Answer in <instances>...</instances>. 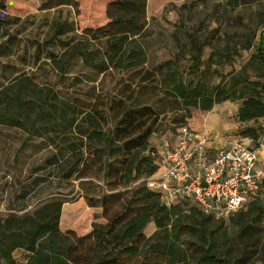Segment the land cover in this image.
Segmentation results:
<instances>
[{
  "label": "trees",
  "instance_id": "trees-1",
  "mask_svg": "<svg viewBox=\"0 0 264 264\" xmlns=\"http://www.w3.org/2000/svg\"><path fill=\"white\" fill-rule=\"evenodd\" d=\"M18 3L21 6H15L16 16L32 10L71 7L76 21L60 33L77 32L60 41V53L47 50L48 62L44 64L52 66L53 80L39 82L25 72L9 77L5 74L8 66L1 64L0 101L4 95L29 106L33 99L30 93L39 88L47 95L37 104V118L45 105H54L53 99L73 114L71 121L80 116L87 126L83 131L85 141L100 144L101 148L92 154L93 160L80 159L81 165L75 168L78 177L83 179L89 162L97 161L105 190H122L106 194L99 184H81V196L91 205L98 201L99 210L85 218L88 222L84 234H78L77 226L64 231L63 202L58 200L40 216H0V264H17L13 256L17 248L29 252L23 264H264V183L253 199L229 217L217 220L189 201L167 207L159 193L146 184L157 170L158 148L150 145L149 137L158 131L156 122L161 114L168 109L183 111L177 116L179 127L186 125L190 108L208 110L216 103L232 100L241 102L235 112L241 124L257 121L264 119V85L241 78L227 89L184 81L175 70L165 73L160 67L147 68L139 41L147 31V0H89L88 11L95 3V7L102 8L104 19L98 24L87 20V25H79V0ZM0 7L5 12L10 10L4 0H0ZM7 22L0 17L1 28ZM6 49L8 46L0 47V51ZM262 49L259 45L256 57L264 62ZM40 53L38 46V57ZM115 74L121 80L111 91L103 92L104 79ZM62 82L66 85L59 84ZM8 91L14 93V98L8 97ZM0 123L24 124L4 110H0ZM241 133L258 147L264 125L245 127ZM261 141L264 143V136ZM140 179L141 183L133 185ZM114 202L117 208L110 213ZM246 205L247 209L242 210ZM226 219L238 226L235 234L230 233ZM150 222L155 230L146 236L143 230Z\"/></svg>",
  "mask_w": 264,
  "mask_h": 264
},
{
  "label": "rangeland",
  "instance_id": "rangeland-1",
  "mask_svg": "<svg viewBox=\"0 0 264 264\" xmlns=\"http://www.w3.org/2000/svg\"><path fill=\"white\" fill-rule=\"evenodd\" d=\"M4 1L10 8L6 12L10 14L17 12L15 6H21L18 0ZM23 3L27 7V3ZM79 4V25H87V20L98 24L104 19L102 8L95 7V3L92 11L87 9L89 0H79ZM72 10L62 8L51 12H28L33 13L36 20L30 37L44 39L45 59H48L47 50L51 51L55 43L52 36L74 24L70 20L74 14ZM42 14L47 16L43 17ZM56 19L57 23H54ZM147 22L146 34L139 38L147 57V68L160 67L165 73L175 70L184 81L219 85L227 89L239 83L241 78L257 80L264 85V62L256 57L259 45L263 46L264 54V0H147ZM51 71L46 65L36 79L43 83L46 79L53 80ZM119 80L120 75L107 76L102 84L103 92L111 91ZM59 84L66 85L64 82ZM23 88L26 90L28 87ZM34 90V93H30L33 99L29 106L1 96L0 110L12 112L24 124L14 126L0 123V216H40L53 201L58 200L63 202L64 231L74 230L77 226L78 234H84L85 222H88L85 218L87 215H96L99 210L98 201L91 205L81 196V184L85 182L87 187L89 183L99 184L106 194L122 189L110 192L105 190L97 161L89 162L83 179L78 177L75 168L81 165L80 159L87 161L101 145L85 141L83 131L87 126L82 118L79 116L77 121H71L73 114L61 109L60 103L54 99L51 100L54 105H45L43 113L37 118V104L47 94L39 88ZM8 94L9 98L15 96L12 91H8ZM262 95L264 97V89ZM104 98L105 95L102 96ZM240 103L225 100L208 110L190 108L186 124L207 117L217 119V114L218 130L224 132L221 137L227 142L236 136H243L241 130L245 127L264 125L263 118L241 124L235 116ZM181 114L183 111L168 109L159 116L156 122L158 131L149 137L152 147L161 149L174 144L179 128L177 116ZM261 137L260 144L263 143ZM247 145L253 148L255 143L250 140ZM260 153L264 157V151ZM141 182L142 179L133 185ZM247 207L244 206L242 210ZM116 208L117 202H114L109 212ZM226 224L231 234L237 232L238 226L232 220L226 219ZM147 226L143 233L149 236L154 231L151 232ZM28 255L29 252L22 248L13 251L17 264H23Z\"/></svg>",
  "mask_w": 264,
  "mask_h": 264
},
{
  "label": "built area",
  "instance_id": "built-area-1",
  "mask_svg": "<svg viewBox=\"0 0 264 264\" xmlns=\"http://www.w3.org/2000/svg\"><path fill=\"white\" fill-rule=\"evenodd\" d=\"M210 141L187 124L179 126L174 144L158 149L157 170L146 184L167 207L189 201L217 220L229 217L260 192L264 166L257 167L258 150L243 137L213 152Z\"/></svg>",
  "mask_w": 264,
  "mask_h": 264
},
{
  "label": "crops",
  "instance_id": "crops-1",
  "mask_svg": "<svg viewBox=\"0 0 264 264\" xmlns=\"http://www.w3.org/2000/svg\"><path fill=\"white\" fill-rule=\"evenodd\" d=\"M62 8H69L72 10L71 7L60 6L44 11L51 12L55 11L56 9L59 10ZM32 14L33 13H28L25 15L16 16L0 10V17L8 20V22L4 26V29L0 27V47L8 46V49L0 51V65L3 64L8 66L5 74L9 77L16 76L20 72H25L27 75L30 76H39L41 74V70L45 66L44 61L48 62V60L44 58L46 49V45L43 43L44 39L41 38L42 40H38L34 37H30V31L34 28V25L36 23V20H34L35 18L33 17L34 15ZM44 15L47 16L46 14H42L43 17H45ZM51 19L52 17H50V23ZM71 19L72 21H76L75 14L72 15L70 20ZM54 23H57V19L56 21H54ZM76 32V30H74V32L70 31L63 34L58 32L56 35L52 36V39L55 41V43L52 45L53 47L50 48L51 51L55 53H60L62 51L60 41L62 39L68 38L70 35H73ZM38 46L41 49L39 57L37 55ZM47 66H49L50 68L52 67L50 64ZM213 115L215 114H210V116ZM216 116L217 119L213 117H207L206 119L194 121L192 123L188 121V125L192 129L207 135L211 139L210 147L212 152L220 145L227 142L226 140H224V138L221 137L224 132L218 130L219 115L216 114ZM226 124L228 125V123ZM224 128L225 124H223L222 129L224 130ZM243 138L246 140L247 143L251 140L249 137L246 136H243ZM256 148L258 150L257 167H262L264 166V157L260 152L261 150L264 151V143L260 144V146ZM147 227L151 230V232L155 230V225L153 222L148 223Z\"/></svg>",
  "mask_w": 264,
  "mask_h": 264
}]
</instances>
